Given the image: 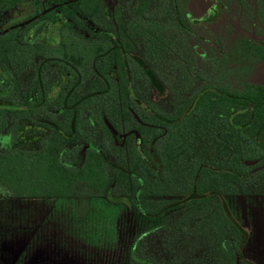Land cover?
Segmentation results:
<instances>
[{
    "label": "trees",
    "instance_id": "1",
    "mask_svg": "<svg viewBox=\"0 0 264 264\" xmlns=\"http://www.w3.org/2000/svg\"><path fill=\"white\" fill-rule=\"evenodd\" d=\"M32 5L31 16L0 30V198L110 195L134 227L126 264H237L235 251L245 239L233 215L238 198L250 196L242 182L253 169L244 162L264 161V85L245 83L240 93L204 89L189 100L191 114L177 131L164 136L154 126L165 124L131 98L121 54L111 62L106 44L85 42L107 39L92 29L105 18L102 0ZM47 28L60 45L41 40ZM48 57L85 76L65 89L60 78L43 87L42 59ZM111 64L116 77H108ZM207 131L215 155H193L202 153ZM114 132L128 135L126 147ZM158 233L167 238L162 245L176 251L170 262L142 249Z\"/></svg>",
    "mask_w": 264,
    "mask_h": 264
},
{
    "label": "flooded vegetation",
    "instance_id": "2",
    "mask_svg": "<svg viewBox=\"0 0 264 264\" xmlns=\"http://www.w3.org/2000/svg\"><path fill=\"white\" fill-rule=\"evenodd\" d=\"M4 1L11 3L14 0ZM17 1L10 8L6 7L7 3L0 4V30L18 25L32 15L34 0ZM102 2L105 18L92 24V29L97 34L104 32L107 39L96 37L85 42L106 44L110 53L106 57L111 62L119 57L115 55L117 52L121 54L127 78L131 76L134 79V91L140 102L134 101L135 105L140 110L141 106L146 105L142 111L165 124L154 126L164 136L168 130L176 132L177 126L191 114L193 105L189 100L195 95L207 88L218 93H240L243 84L252 82V77L264 65V0ZM44 7L42 15L48 12ZM5 14H8L6 20L3 18ZM34 29L28 34L29 42L33 39ZM48 39L54 41V45L62 43L60 36L50 34L47 28L41 40ZM77 42L81 43L79 39ZM42 62H46L41 73L45 88L49 87L50 78H60V85H64L65 89L73 79L81 78L86 73L67 65L60 58L57 65L49 57L43 58ZM37 67L43 68L39 64ZM115 69L116 65L111 64L108 77H116ZM133 70L137 75L143 74L146 79L144 85H149L150 92L138 84L139 78ZM32 72L30 75H33ZM154 92L158 95L156 100L151 98ZM178 111H181L179 118H169L176 116ZM206 133L202 153L196 150L193 155L207 158L215 155L214 144L208 131ZM162 141L161 137L155 141L156 148ZM126 144L123 141L122 146L126 147ZM141 152L144 155L145 152ZM244 163L253 169L243 180L242 186H252L257 192L260 186H264V176L261 174L264 161L258 158Z\"/></svg>",
    "mask_w": 264,
    "mask_h": 264
},
{
    "label": "rangeland",
    "instance_id": "3",
    "mask_svg": "<svg viewBox=\"0 0 264 264\" xmlns=\"http://www.w3.org/2000/svg\"><path fill=\"white\" fill-rule=\"evenodd\" d=\"M117 2L120 0H111L112 4ZM3 3L7 1L0 0ZM46 43L54 41L48 39ZM133 71L139 78L138 84L150 92L149 85H144L143 74ZM128 88L133 101L140 103L131 76ZM151 98L156 100L157 93ZM114 133L119 144L128 136ZM243 186L250 190V196L238 198L237 216L233 215L245 239L235 251V262L264 264V190L256 192L252 186ZM117 202L110 195L85 199L0 198V264H126V248L134 236V227L129 215L120 212ZM164 236L163 233L151 236L142 249L152 258L167 263L176 251L162 245V239H167Z\"/></svg>",
    "mask_w": 264,
    "mask_h": 264
},
{
    "label": "water",
    "instance_id": "4",
    "mask_svg": "<svg viewBox=\"0 0 264 264\" xmlns=\"http://www.w3.org/2000/svg\"><path fill=\"white\" fill-rule=\"evenodd\" d=\"M251 81L264 85V65L260 68L258 74L252 77Z\"/></svg>",
    "mask_w": 264,
    "mask_h": 264
}]
</instances>
